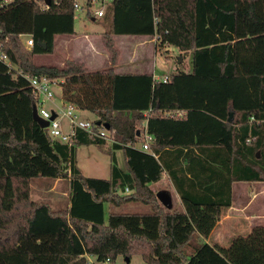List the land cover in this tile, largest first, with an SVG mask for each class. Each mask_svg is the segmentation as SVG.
<instances>
[{"label": "trees", "instance_id": "1", "mask_svg": "<svg viewBox=\"0 0 264 264\" xmlns=\"http://www.w3.org/2000/svg\"><path fill=\"white\" fill-rule=\"evenodd\" d=\"M74 11L73 0L0 8V49L17 67L0 62V264H85L87 255L110 264L118 255H140L144 264H264V229L220 253L152 187L165 173L190 206L228 207L234 182L264 181V0H112L101 16L102 67L35 64L34 55L52 52L55 35L74 33ZM113 35L153 36L163 55L190 52L191 70L166 81L117 72ZM25 74L58 80L62 101L116 130L108 178L84 176L74 159L77 145L104 140L78 129L68 147L34 120ZM143 130L153 136L149 150L136 146ZM39 176L66 179L64 207L31 197ZM129 202L149 209H116Z\"/></svg>", "mask_w": 264, "mask_h": 264}, {"label": "rangeland", "instance_id": "2", "mask_svg": "<svg viewBox=\"0 0 264 264\" xmlns=\"http://www.w3.org/2000/svg\"><path fill=\"white\" fill-rule=\"evenodd\" d=\"M77 1L80 5L83 6L81 9H76L74 11V33L76 34L74 36H77V38L73 39L74 41L69 43L70 46L68 47H70L69 51L75 52L78 42L80 41L87 42V46L89 45V49L86 46H83L85 50L83 49L82 46L81 48L79 47V52H81V57H83L84 61L75 60L73 58V55H67V54L65 55L66 58L64 59L61 58L63 53L65 52V49H67V46H65L62 49L61 48L57 49L54 55H51V53L36 55V57L33 59L35 64L56 65L60 67L66 61H74V62L82 63L83 66H85L87 69L97 68V67L100 68L103 66L104 62L101 65L100 59L98 58L97 55H95L94 58L92 57L95 47L94 44L95 38L97 40V36L95 37L94 35L99 30L100 24H102L104 20L102 21L101 18L92 20L91 15H92V11L97 8L96 4L92 6H86L84 5L85 0H77ZM97 41L100 42L99 38ZM150 47H151L150 50L148 49V51H146L148 57L146 56L147 58L144 64H147L146 65L147 67L153 65L155 76H162V75L167 76L170 73L175 72L176 70H182L185 72L191 70L190 52L180 54L177 49L171 47V48H167L166 55H163L162 53L160 54L159 52H157V47L155 45L154 39ZM89 50L91 51L90 57L88 55ZM118 51H119V58L116 65L120 64L119 60L122 59V58L120 59L121 54L122 57L126 58L123 50L121 51L118 49ZM152 53L153 54L158 53V55H152L151 57ZM180 57L182 58V61H179ZM116 65H115V70H120V71L125 70L120 66L116 67ZM140 68H141L140 66H137L133 68L129 67L127 69L139 71ZM55 81L58 84V80ZM59 89H60L59 86H54L52 88L53 97L51 101L45 102L44 106L46 108L49 109L50 107H52V103L54 107H58L61 105L62 100L60 97ZM80 114L82 117L85 118H89V119L96 118V116L93 113L87 110H81ZM114 139L116 140V142L118 141L116 135L114 136ZM111 144L112 142H110V140H106L104 144L92 143L87 145L86 144L77 145L74 151V159H75V165L80 171V173L83 174L84 176L108 178L109 166H110V157H109L108 149L110 148ZM30 188H31V197L35 201L47 202L53 209L64 207L68 201V183L66 179H62V178L52 179V178L39 176L36 178H32L30 182ZM238 189H240L239 186L236 187L237 192ZM169 194L171 196L173 204L175 203V206L181 209H183V207L184 209L185 207L186 209H188L186 205L178 203L177 199L174 196H172L170 192ZM104 206H105V212L107 213L108 204L104 203ZM116 209L124 212H136V211H146L149 209V206L141 202H129L120 207H117ZM251 209L252 207L250 208V210ZM204 212L205 211H201V210L195 212L194 215H191V219L204 241L205 240L207 241L208 239L207 230L211 229L212 227L214 228L216 234L214 235L215 238L212 237L210 239V245L213 246L215 249L219 250L220 253L224 250L232 249L234 244L238 240L247 239L256 232V231L255 232L248 231L250 233L247 234L246 230L244 229L246 225L243 226V224L239 220H237L235 223L232 224V228H231L232 219L230 222L229 221L225 222L226 227H221V224L223 225V221L222 222L218 221L216 219V216L214 215L212 217L213 223H211L210 217L209 218L205 217L203 219L198 220L197 217L201 216ZM232 229L235 231L234 234L229 232ZM215 241L217 244L218 242H222V245L224 246L222 247L223 250H220V248L218 249L214 245ZM128 258L129 260L126 261L124 255H118L112 264H144V261L141 259L140 255H131ZM86 260L88 261L90 260V262L96 261L95 257L91 255H87Z\"/></svg>", "mask_w": 264, "mask_h": 264}, {"label": "crops", "instance_id": "3", "mask_svg": "<svg viewBox=\"0 0 264 264\" xmlns=\"http://www.w3.org/2000/svg\"><path fill=\"white\" fill-rule=\"evenodd\" d=\"M92 20L98 19L96 17H94L93 15H91ZM101 18V17H100ZM103 21V20H102ZM108 29V23L106 21H103L102 24H100L99 30L97 31V33L94 35L95 37L97 36V40L99 38L98 42L95 38V47H94V52H93V57L91 55L92 58H94L95 55L98 56V58L100 59L101 65L102 63L105 61V59L107 58V54H106V50L101 42V38L100 35L101 33H103L104 31H106ZM75 33L73 34H59V35H55L54 36V44H53V50L51 52V55H54L57 49H62L65 46H67V49H65V52L63 53L61 58H66V54L67 55H73V58L75 60H79V61H84L83 57H81V52H79V47L81 48V46H86L89 49V45L87 46V42H83L80 41L77 44V48L75 52H71L69 51L68 46H70L69 43L73 42V39H76L77 36ZM113 39L114 42L117 46V48L119 50H123L125 57H122V54L120 56L119 62L120 64H117L116 67L120 66L121 68H124L125 70H115L117 72H132V73H151L153 76H155L154 74V67L149 66L147 67V64H144L146 61V58L148 57L146 51H148V49L150 50V45L154 39L155 41V37L153 36H148V35H113ZM83 49L85 50V48L83 47ZM90 50H89V57H90ZM96 52V53H95ZM98 52V53H97ZM134 52V53H133ZM152 55H158V53L155 54H151ZM147 56V57H146ZM36 57V55L33 56V59ZM154 57V56H153ZM91 59V58H89ZM137 62V63H136ZM140 66V70L139 71H134L131 69H127L129 67H137ZM97 68H90V69H98ZM115 69V66H114ZM60 90V89H59ZM61 97V95H60ZM52 107H54L53 103H52ZM136 146H138V143L136 144ZM116 155V159H117V164L119 167L124 168V159H123V154L121 152V150H117L115 152ZM241 183V184H240ZM240 187V189H238V192L236 191V187ZM152 187L153 188H159L162 190H168L172 196H174L178 203H181L183 205H186L188 209H184L190 218L191 215H194L195 212L201 210V211H205L201 216L197 217L198 220L203 219V218H209L211 219V223H213V215L216 216V219L220 222L223 221V225L221 224V227H226V223L227 221H231L232 219V223H231V228H232V224L235 223L237 220H239L243 226L246 225V227L244 228L248 233V231L251 232H255L257 230H262L264 229V181H256V182H234L232 185V201L231 204L228 207H221V206H207V207H203V206H190L185 202H183L181 200V198L179 197V195L177 194V192L175 191L173 185L171 184L170 180L168 179L167 175L165 173H163L161 179L155 183H152ZM175 205V203H174ZM182 205V206H183ZM252 207V209L250 210V208ZM192 208V210H191ZM181 209V208H180ZM197 210V211H195ZM212 211V212H210ZM225 211V212H224ZM219 212V213H218ZM212 215V216H211ZM192 220V219H191ZM193 222V221H192ZM194 224V223H193ZM217 225V224H216ZM210 228V227H208ZM230 233H235V231L232 229L231 231H229ZM216 234V232L214 231V228L212 227L211 229L207 230V241L208 243H210V239L212 237H214V235ZM215 238V237H214ZM215 246L220 250H223L222 247H224L222 245V242H218V244L216 243V241L214 242ZM221 243V244H220ZM219 251V250H218ZM229 250H224L221 253L225 254L226 252H228ZM89 259V258H87Z\"/></svg>", "mask_w": 264, "mask_h": 264}, {"label": "built area", "instance_id": "4", "mask_svg": "<svg viewBox=\"0 0 264 264\" xmlns=\"http://www.w3.org/2000/svg\"><path fill=\"white\" fill-rule=\"evenodd\" d=\"M112 0H85L84 5L92 6L94 4L97 5V8L92 11V15L96 18H100L103 13L105 6L111 2ZM8 0L0 3V8L5 7ZM43 7H45L43 5ZM73 7L76 9H81L83 6L78 3L77 0H73ZM22 42L26 48H30L33 44L32 38L29 35L21 36ZM0 62L6 65L9 71H16L17 67L15 63L12 62L6 51L0 49ZM157 79H161L162 81H166V76H154ZM26 78L29 87L30 93L35 98L36 103L35 107L37 110V114L48 121L47 126L45 127L48 135L57 139L60 142L65 143L68 147L75 146L74 137L76 132L82 130L86 132V134L92 136L93 138L101 139V140H110V142H116L114 136L116 135V130L113 128L106 127V123L104 121L99 120L96 122L95 119H89L82 117L80 114L81 109L69 102H61V105L58 107H50L49 109L44 106L46 101H51L53 97L54 86H58L55 80L49 79L47 76H30L28 74L24 75ZM52 112L54 113V117L50 119ZM170 112L166 111L165 114H169ZM176 114H180V111L175 112ZM153 140V136L146 133L143 130L142 140L138 143V148L141 150H149V144ZM127 191V188H125ZM109 264V259H105L103 261H95L90 262V260H86L85 264Z\"/></svg>", "mask_w": 264, "mask_h": 264}, {"label": "water", "instance_id": "5", "mask_svg": "<svg viewBox=\"0 0 264 264\" xmlns=\"http://www.w3.org/2000/svg\"><path fill=\"white\" fill-rule=\"evenodd\" d=\"M41 45L43 47H45L44 43H41ZM32 116L34 118V120H36L41 127H46L48 124V121L41 118L38 114H37V110L35 105L32 106ZM54 117V113L52 112V115L50 117V119H52ZM99 122V121H97ZM106 127H109L108 124H105ZM156 197L158 198V200L160 201V203L164 206H166L167 208H170L172 205V200H171V196L169 194V192L165 191V190H159L156 192ZM126 261H128L129 259L127 257H125Z\"/></svg>", "mask_w": 264, "mask_h": 264}]
</instances>
